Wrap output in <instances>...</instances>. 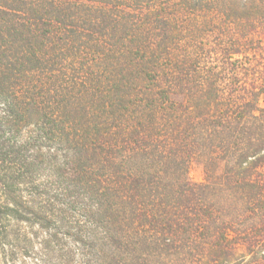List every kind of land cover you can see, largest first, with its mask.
Wrapping results in <instances>:
<instances>
[{"label":"trees","instance_id":"16d2710c","mask_svg":"<svg viewBox=\"0 0 264 264\" xmlns=\"http://www.w3.org/2000/svg\"><path fill=\"white\" fill-rule=\"evenodd\" d=\"M263 96L264 0H0V264H264Z\"/></svg>","mask_w":264,"mask_h":264},{"label":"rangeland","instance_id":"374dc122","mask_svg":"<svg viewBox=\"0 0 264 264\" xmlns=\"http://www.w3.org/2000/svg\"><path fill=\"white\" fill-rule=\"evenodd\" d=\"M260 104L264 107V96L261 98ZM189 178L191 181L198 183L205 180L204 163L199 157L195 158L190 165Z\"/></svg>","mask_w":264,"mask_h":264}]
</instances>
